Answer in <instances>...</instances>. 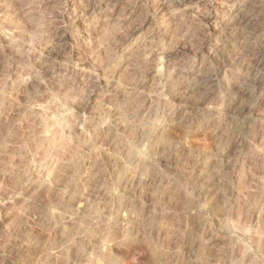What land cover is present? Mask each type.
Returning <instances> with one entry per match:
<instances>
[{
  "label": "rangeland",
  "instance_id": "obj_1",
  "mask_svg": "<svg viewBox=\"0 0 264 264\" xmlns=\"http://www.w3.org/2000/svg\"><path fill=\"white\" fill-rule=\"evenodd\" d=\"M263 66L264 0H0V264H264Z\"/></svg>",
  "mask_w": 264,
  "mask_h": 264
},
{
  "label": "bare ground",
  "instance_id": "obj_2",
  "mask_svg": "<svg viewBox=\"0 0 264 264\" xmlns=\"http://www.w3.org/2000/svg\"><path fill=\"white\" fill-rule=\"evenodd\" d=\"M261 68V67H260ZM263 68H264V66H263Z\"/></svg>",
  "mask_w": 264,
  "mask_h": 264
}]
</instances>
